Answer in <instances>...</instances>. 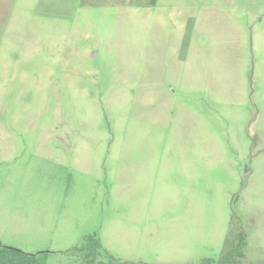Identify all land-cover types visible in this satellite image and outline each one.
<instances>
[{"label": "rangeland", "instance_id": "obj_1", "mask_svg": "<svg viewBox=\"0 0 264 264\" xmlns=\"http://www.w3.org/2000/svg\"><path fill=\"white\" fill-rule=\"evenodd\" d=\"M238 233L264 264V0H0L2 245L189 264Z\"/></svg>", "mask_w": 264, "mask_h": 264}, {"label": "trees", "instance_id": "obj_2", "mask_svg": "<svg viewBox=\"0 0 264 264\" xmlns=\"http://www.w3.org/2000/svg\"><path fill=\"white\" fill-rule=\"evenodd\" d=\"M228 237L225 249L217 261L202 260L189 264H244L245 236L242 233L236 237ZM237 238V239H236ZM76 257L78 264H148L143 262H123L117 260L103 249L100 239L90 236L68 251ZM106 255L107 261L102 260L101 255ZM0 264H44L38 255L28 254L16 248L4 246L0 243Z\"/></svg>", "mask_w": 264, "mask_h": 264}]
</instances>
